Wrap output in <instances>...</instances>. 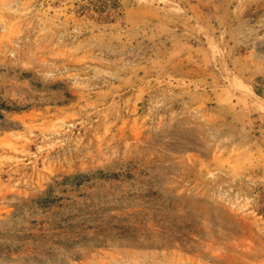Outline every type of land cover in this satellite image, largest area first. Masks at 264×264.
Here are the masks:
<instances>
[{
    "label": "rangeland",
    "instance_id": "obj_1",
    "mask_svg": "<svg viewBox=\"0 0 264 264\" xmlns=\"http://www.w3.org/2000/svg\"><path fill=\"white\" fill-rule=\"evenodd\" d=\"M86 4L0 0V264H264V0Z\"/></svg>",
    "mask_w": 264,
    "mask_h": 264
},
{
    "label": "trees",
    "instance_id": "obj_2",
    "mask_svg": "<svg viewBox=\"0 0 264 264\" xmlns=\"http://www.w3.org/2000/svg\"><path fill=\"white\" fill-rule=\"evenodd\" d=\"M83 1H86L87 4L82 7V12L92 11L105 20H113L120 9V0Z\"/></svg>",
    "mask_w": 264,
    "mask_h": 264
},
{
    "label": "bare ground",
    "instance_id": "obj_3",
    "mask_svg": "<svg viewBox=\"0 0 264 264\" xmlns=\"http://www.w3.org/2000/svg\"><path fill=\"white\" fill-rule=\"evenodd\" d=\"M234 80L235 79H233V78H230V83H231V85H232V87L234 88V89H236V90H238V87H237V85H239V84H235L234 83ZM244 94H246L247 96H249V97H251L252 98V100H254L255 102H256V104L258 105V107H260L263 111H264V102H263V100L254 92V90L253 89H251V88H249V89H246V88H244V89H240ZM239 91V90H238Z\"/></svg>",
    "mask_w": 264,
    "mask_h": 264
}]
</instances>
